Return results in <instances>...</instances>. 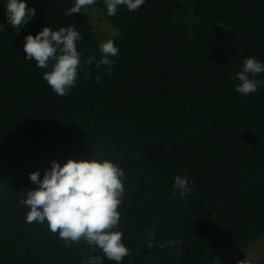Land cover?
I'll return each mask as SVG.
<instances>
[{
	"label": "trees",
	"instance_id": "1",
	"mask_svg": "<svg viewBox=\"0 0 264 264\" xmlns=\"http://www.w3.org/2000/svg\"><path fill=\"white\" fill-rule=\"evenodd\" d=\"M73 3L27 0L35 18L0 31V264H116L46 222H25L20 201L37 187L28 174L39 169L42 178L53 160L109 159L125 172L122 264H214L215 250L258 241L264 83L244 96L233 77L246 57L264 62V0H146L115 16L98 0L119 30L111 72L97 67L106 40L82 12L65 15ZM73 24L82 34L79 75L58 96L42 78L48 70L25 61L24 37ZM176 175L189 177L187 195L174 191Z\"/></svg>",
	"mask_w": 264,
	"mask_h": 264
},
{
	"label": "clouds",
	"instance_id": "2",
	"mask_svg": "<svg viewBox=\"0 0 264 264\" xmlns=\"http://www.w3.org/2000/svg\"><path fill=\"white\" fill-rule=\"evenodd\" d=\"M0 2L5 11L0 31H5V24L20 31L35 18L36 10L28 6L27 0ZM97 2L74 0L65 15L80 13ZM145 3L146 0H104L108 16H115L120 6L135 12ZM81 40L82 34L75 24L58 30L45 26L35 36L24 37L25 61L48 70L42 78L58 96H66L77 82L81 63L78 42ZM99 49L101 58L97 67L104 65L111 72L119 48L113 39H108L99 45ZM261 73H264V62L256 57L244 58L233 77L239 81L235 91L244 96L256 92L264 83L256 79ZM28 178L37 187L28 190L20 201L28 209L26 223L46 222L48 229L66 243L84 240L89 246L99 248L108 260L122 264L123 258L130 253L122 242L123 233L116 230L120 221L118 209L125 194V172L118 165L109 159L94 157L68 159L62 165L53 160L50 167L44 169L42 178L39 169L30 172ZM173 189L182 196L190 193L189 177L176 175ZM87 264H103V261L99 257H90Z\"/></svg>",
	"mask_w": 264,
	"mask_h": 264
},
{
	"label": "rangeland",
	"instance_id": "3",
	"mask_svg": "<svg viewBox=\"0 0 264 264\" xmlns=\"http://www.w3.org/2000/svg\"><path fill=\"white\" fill-rule=\"evenodd\" d=\"M86 18L95 28L96 35L101 40L113 39L119 30L109 23L103 16L102 11L90 6L82 10ZM5 20L4 5L0 2V22ZM5 29H13L5 24ZM214 264H263L264 263V233L261 238L246 249L238 251L215 250L209 257Z\"/></svg>",
	"mask_w": 264,
	"mask_h": 264
}]
</instances>
